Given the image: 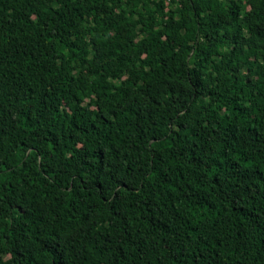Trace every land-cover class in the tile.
Here are the masks:
<instances>
[{
	"label": "trees",
	"instance_id": "trees-1",
	"mask_svg": "<svg viewBox=\"0 0 264 264\" xmlns=\"http://www.w3.org/2000/svg\"><path fill=\"white\" fill-rule=\"evenodd\" d=\"M0 264H264V0H0Z\"/></svg>",
	"mask_w": 264,
	"mask_h": 264
}]
</instances>
